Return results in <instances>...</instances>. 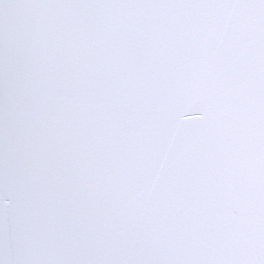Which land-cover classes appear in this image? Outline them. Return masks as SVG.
<instances>
[{"label": "snow or ice", "instance_id": "obj_1", "mask_svg": "<svg viewBox=\"0 0 264 264\" xmlns=\"http://www.w3.org/2000/svg\"><path fill=\"white\" fill-rule=\"evenodd\" d=\"M0 264H264V0H0Z\"/></svg>", "mask_w": 264, "mask_h": 264}]
</instances>
